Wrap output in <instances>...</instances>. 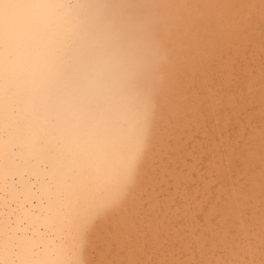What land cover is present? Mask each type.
Instances as JSON below:
<instances>
[{
    "label": "bare ground",
    "instance_id": "1",
    "mask_svg": "<svg viewBox=\"0 0 264 264\" xmlns=\"http://www.w3.org/2000/svg\"><path fill=\"white\" fill-rule=\"evenodd\" d=\"M11 5L0 264H264V0Z\"/></svg>",
    "mask_w": 264,
    "mask_h": 264
},
{
    "label": "flooded vegetation",
    "instance_id": "2",
    "mask_svg": "<svg viewBox=\"0 0 264 264\" xmlns=\"http://www.w3.org/2000/svg\"><path fill=\"white\" fill-rule=\"evenodd\" d=\"M7 9H10V11H13V12H6V9H2L0 7V13L3 14L4 16H7L10 18V16H15V11H17V9H19V7H15V5H11V6H8Z\"/></svg>",
    "mask_w": 264,
    "mask_h": 264
},
{
    "label": "rangeland",
    "instance_id": "3",
    "mask_svg": "<svg viewBox=\"0 0 264 264\" xmlns=\"http://www.w3.org/2000/svg\"><path fill=\"white\" fill-rule=\"evenodd\" d=\"M195 155H196V154H195ZM195 155H194V156H195ZM192 159H193V157H192ZM192 159L190 158V161H188V162H191V161H192ZM186 161H187V159H186Z\"/></svg>",
    "mask_w": 264,
    "mask_h": 264
}]
</instances>
